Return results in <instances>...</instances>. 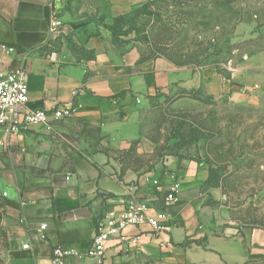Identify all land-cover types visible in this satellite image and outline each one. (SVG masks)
Masks as SVG:
<instances>
[{"label":"crops","instance_id":"0c3cea01","mask_svg":"<svg viewBox=\"0 0 264 264\" xmlns=\"http://www.w3.org/2000/svg\"><path fill=\"white\" fill-rule=\"evenodd\" d=\"M148 1L0 0V42L18 51L6 65L26 71L29 109L75 108L52 131L37 128L7 138L0 130V264H52L58 245L78 253L67 264H191L198 252L216 256L213 264H264V230L242 233L227 207L204 204L206 167L176 161L163 175L124 172L105 152L93 150L95 133L112 145L114 134L127 128L141 103L138 95L149 102L160 93L190 90L217 97L226 90L242 93L248 80L245 69L231 80L214 68L193 74L166 57L141 61L139 49L117 46L105 25ZM53 13L61 23L54 34ZM70 38L94 51L95 60L78 62ZM188 72L192 78L182 79ZM123 137L121 149L132 140ZM177 181L179 202L167 207L164 194ZM132 198L166 209L174 218L168 230L153 237L146 225L131 227L126 233L143 234L138 247L110 243L102 259L87 257L99 220L109 211L123 214ZM26 244L31 247L23 249Z\"/></svg>","mask_w":264,"mask_h":264},{"label":"rangeland","instance_id":"374dc122","mask_svg":"<svg viewBox=\"0 0 264 264\" xmlns=\"http://www.w3.org/2000/svg\"><path fill=\"white\" fill-rule=\"evenodd\" d=\"M146 4L143 13L137 11L144 5L118 25L111 23L121 34V47L139 49L146 60L167 57L192 73L214 68L227 80L241 69L248 70L250 77L241 88L249 98L236 102L233 90L217 97L190 90L160 93L149 102L141 94L134 118L112 141L120 147L123 136H128L132 140L127 147L115 148L95 133L93 150L107 153L124 172L163 175L176 161L204 166L211 176L202 189L204 204L227 207L242 233L264 230V0H149ZM66 41L71 50L84 49L72 38ZM55 43L59 47V39ZM190 72L181 74L182 79H191ZM133 143L136 147L130 151ZM205 254L192 253L189 263L217 260Z\"/></svg>","mask_w":264,"mask_h":264},{"label":"built area","instance_id":"2783aa9c","mask_svg":"<svg viewBox=\"0 0 264 264\" xmlns=\"http://www.w3.org/2000/svg\"><path fill=\"white\" fill-rule=\"evenodd\" d=\"M61 23L57 14L53 13L50 23L51 33H56ZM18 56L17 48L13 45L0 42V130L9 138L28 133L37 128L52 131L53 124L74 116L75 108L69 104H59L53 109H29V87L26 71L22 68L11 70L6 62ZM153 186L161 191V185L155 181ZM180 183L175 182L165 194L166 203L173 205L179 201ZM172 217L164 211L152 209L145 202L136 198L128 200L124 212L118 215L109 211L99 220L96 234L86 254L89 258L102 259L110 243L124 245L128 248L139 246L143 234L130 235L128 228L148 226L149 233L159 236L166 232ZM43 224L41 230H46ZM31 246L26 244L23 249ZM78 255L75 250L58 245L52 253V264H67V259Z\"/></svg>","mask_w":264,"mask_h":264},{"label":"trees","instance_id":"16d2710c","mask_svg":"<svg viewBox=\"0 0 264 264\" xmlns=\"http://www.w3.org/2000/svg\"><path fill=\"white\" fill-rule=\"evenodd\" d=\"M150 1L152 2L154 0H150ZM146 7H147V4H144V6L142 8L143 10L137 11V14L143 13V11H144V9H146ZM123 21H124L123 17H118V18L113 19L111 23H114V25H118L119 23H121ZM105 27L111 32L114 43L117 46L121 47L119 45V42H118V40L121 39V34H118L116 26H111V24H110V25H105ZM124 35L127 36V34H124ZM72 51L75 53L78 62H80L83 59L87 60V61H92V60H95V58H96L94 51H87L85 49H81L78 51V50H76L75 47L72 49ZM145 60H146L145 58L141 59V61H145ZM228 79H230V78H228ZM135 147H136V143H133L130 147V151H133L135 149ZM210 179H211V176L209 175V178L206 181L207 184L210 183Z\"/></svg>","mask_w":264,"mask_h":264},{"label":"water","instance_id":"95a60500","mask_svg":"<svg viewBox=\"0 0 264 264\" xmlns=\"http://www.w3.org/2000/svg\"><path fill=\"white\" fill-rule=\"evenodd\" d=\"M247 98H249V94L236 93L233 95V100L236 102L240 100H245Z\"/></svg>","mask_w":264,"mask_h":264}]
</instances>
